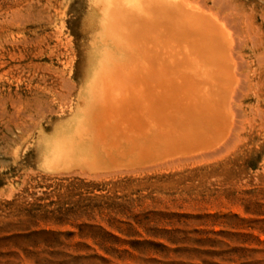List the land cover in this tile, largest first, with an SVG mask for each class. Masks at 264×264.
<instances>
[{"label":"rangeland","instance_id":"obj_1","mask_svg":"<svg viewBox=\"0 0 264 264\" xmlns=\"http://www.w3.org/2000/svg\"><path fill=\"white\" fill-rule=\"evenodd\" d=\"M186 1L222 15L255 8L264 30V0ZM102 2L111 0H0V264H264V124L196 156L155 154L146 134L135 143L146 153L133 160L126 150L129 160L92 165L60 157L93 86L132 76L147 84L156 74L154 62L145 59L148 75L142 61L155 49L152 38L130 14L121 26L112 2ZM113 39L126 42L123 52H148H140L142 64L130 62L133 73L105 63L110 54L129 61ZM123 126L119 132L136 137L134 126Z\"/></svg>","mask_w":264,"mask_h":264},{"label":"bare ground","instance_id":"obj_2","mask_svg":"<svg viewBox=\"0 0 264 264\" xmlns=\"http://www.w3.org/2000/svg\"><path fill=\"white\" fill-rule=\"evenodd\" d=\"M111 2L114 7L111 13L115 15L116 22L124 26L126 21L131 23L132 21L129 20L133 17L131 25L136 22V29L147 33L146 38L147 36L152 38L150 43H154L153 46L157 51L151 50L148 54L149 58L142 45L139 50L140 48L143 50L139 52H137L138 48L135 50L133 48L129 50L130 52L126 49L127 51L123 52V43L126 42L116 41L120 33L117 37L114 36L117 34L115 33L112 37L116 39L111 41L117 42L120 55L125 57L130 55L126 58H129V61L117 60L110 54L109 57H105V63L113 62L120 70L127 71L131 64L136 66L148 59L155 64L153 65L156 71H152V75L155 74L153 72L156 74L154 79H149V84H145L142 81L144 79L141 81L137 79L140 76L133 78V72L130 70L132 78H128L129 82L124 80L113 85L110 81L108 83L106 81L105 90L102 89L101 84L93 86L90 93L88 92L89 96L87 97V93L83 95L77 106V112L81 113V117L78 124L72 125L71 128L72 130L76 127V130L65 143L59 145V149L63 152L60 154L61 158L70 162H77L79 159L90 160L88 162L92 165L100 157L108 158L107 160L111 162L129 160L128 151H131L134 156L132 155L130 160H133L137 157L135 151L145 152V149H136L135 143L140 142L139 138H144L146 134L149 137L152 135L150 141L153 145H157H154L156 147L152 150L158 148V151L160 149L158 153L165 151L166 155L163 154L165 158L180 153L185 155L196 153V156L199 152H206L215 146L223 145L224 141L229 140L235 133L243 131L247 126L264 124V30L255 24L257 16L255 8L247 10L245 5H240L235 10H231L232 12L229 11L228 14L225 12L222 15L219 12L202 11L193 4L194 7L188 6L186 0H111ZM110 3L108 5L111 7ZM231 8L234 9L233 6ZM126 14H130L129 20H125ZM112 26L110 24V27ZM128 26L130 25L127 23ZM110 27L107 29L112 33L113 28ZM109 32L106 38L110 37ZM106 38L105 42H108L109 39ZM130 38L132 39V36ZM119 40L121 41L120 37ZM143 51L147 57H143V53H140ZM146 63L143 66H146ZM147 65L146 67L151 71L152 64ZM145 66L144 70H146ZM136 70H133L134 75ZM148 75L147 77H150ZM147 79L145 76V81ZM98 89L104 92L100 90L103 92L100 95ZM114 96L118 97V101L114 100ZM251 97L256 99L255 104L246 105L245 101ZM145 114H149L148 117L153 116L152 119L155 118L156 122L154 120L153 123L147 122ZM76 117L79 118V115ZM123 120L130 122L125 124ZM123 125L125 128L134 126L135 130L137 129L136 137L119 132L118 128L120 126L123 128ZM94 133H96L94 137L90 136ZM124 142L128 143L127 149L120 148ZM145 153H141L139 158L145 159ZM150 154L147 155L151 156ZM157 155H154L155 158H159ZM164 156L160 157L164 158ZM77 158L79 159L75 160Z\"/></svg>","mask_w":264,"mask_h":264}]
</instances>
